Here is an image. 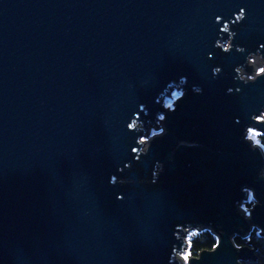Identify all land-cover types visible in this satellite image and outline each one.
<instances>
[{
  "label": "water",
  "instance_id": "water-1",
  "mask_svg": "<svg viewBox=\"0 0 264 264\" xmlns=\"http://www.w3.org/2000/svg\"><path fill=\"white\" fill-rule=\"evenodd\" d=\"M249 56L264 0H0V264H183L202 227L187 264L255 260L233 238L264 235Z\"/></svg>",
  "mask_w": 264,
  "mask_h": 264
},
{
  "label": "trees",
  "instance_id": "trees-1",
  "mask_svg": "<svg viewBox=\"0 0 264 264\" xmlns=\"http://www.w3.org/2000/svg\"><path fill=\"white\" fill-rule=\"evenodd\" d=\"M257 138L261 146L264 147V134L257 132ZM252 200H245L244 205H250ZM235 242L238 245L247 243V240H251L255 246V260L247 258L241 260L240 264H264V235L259 233L258 228L253 227L247 236H241L236 234L234 237ZM188 251L190 254H197L202 248H211L216 243V236L206 227L190 229L187 238Z\"/></svg>",
  "mask_w": 264,
  "mask_h": 264
},
{
  "label": "rangeland",
  "instance_id": "rangeland-1",
  "mask_svg": "<svg viewBox=\"0 0 264 264\" xmlns=\"http://www.w3.org/2000/svg\"><path fill=\"white\" fill-rule=\"evenodd\" d=\"M256 56H249L248 57V64L249 65H251V63L253 64V61L255 60H257L256 58H255ZM254 65V69H253V71H254V73L252 74V72H251V74H245L244 72H246L244 69L243 70H240V74H241V76L244 78V79H246V80H251V79H253L254 78V74L258 71V72H261L263 69H264V65L262 66V67H257L256 66V64H253ZM257 69V70H256ZM182 95V92H181V89H180V87H175V88H173L172 89V91L170 92V96H168V95H166V96H164L163 97V105L165 106V107H167V108H169V109H172L173 108V105H174V101L178 98V97H180ZM157 119L158 120H162L163 119V115L162 114H158V117H157ZM258 119H264V112H263V115L262 116H260V117H258ZM158 120H156V124L159 126L158 128H153V127H149L148 128V136L150 137V136H153V135H155V134H159L161 131H162V126H161V124H160V122L158 121ZM246 137H248V138H250L253 142H255V143H259L260 144V142L258 141V138H257V131L255 130V129H253V128H249V129H247V131H246ZM261 145V144H260ZM262 148H263V150H264V147L262 146ZM252 193H251V190H249V195H248V197H247V199L246 200H252L251 201V204L250 205H242V206H244L246 209H244V211H246L247 213H248V208H250L251 207V205L255 202L253 199H252ZM245 201V200H244ZM254 201V202H253ZM190 229H193V228H190ZM190 229H186L185 228V230H186V232H185V234H184V237L185 238H187V234H188V232H189V230ZM186 245V248L183 250V251H180V252H177L176 254H178L179 256H181L182 258H183V264H187V256H190L191 254L189 253V251H188V242H187V244H185Z\"/></svg>",
  "mask_w": 264,
  "mask_h": 264
},
{
  "label": "bare ground",
  "instance_id": "bare-ground-1",
  "mask_svg": "<svg viewBox=\"0 0 264 264\" xmlns=\"http://www.w3.org/2000/svg\"><path fill=\"white\" fill-rule=\"evenodd\" d=\"M253 64H256L257 67H262L264 65V62H262L261 60L257 59L256 61H253ZM251 63L252 66V74L254 73L253 69L255 68L254 65ZM264 67V66H263ZM257 70V69H256ZM245 74H251L250 72H244ZM259 73L258 71L255 73L257 74Z\"/></svg>",
  "mask_w": 264,
  "mask_h": 264
},
{
  "label": "flooded vegetation",
  "instance_id": "flooded-vegetation-1",
  "mask_svg": "<svg viewBox=\"0 0 264 264\" xmlns=\"http://www.w3.org/2000/svg\"><path fill=\"white\" fill-rule=\"evenodd\" d=\"M263 62V61H262Z\"/></svg>",
  "mask_w": 264,
  "mask_h": 264
}]
</instances>
